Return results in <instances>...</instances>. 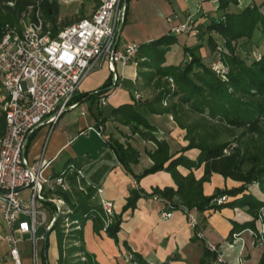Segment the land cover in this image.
Segmentation results:
<instances>
[{
    "label": "trees",
    "instance_id": "1",
    "mask_svg": "<svg viewBox=\"0 0 264 264\" xmlns=\"http://www.w3.org/2000/svg\"><path fill=\"white\" fill-rule=\"evenodd\" d=\"M0 0V37L3 33L5 23H14L18 20L19 13L37 0ZM217 9L222 10L218 16H210V19L201 24L205 29L216 31L224 39V46L220 48V58L228 65L226 78L218 75L210 66L204 63L202 57L196 51V44L192 47L184 45V51L189 54L190 59L184 64L165 63L166 52L171 45L178 41L179 33L169 31L153 39L139 43L134 55L137 63L136 82L137 86L158 83L164 78L167 83L171 79L174 88L161 85L160 90L153 98H145L133 102H122L112 106L109 115L103 116L105 120L111 116L113 119L129 124L133 132L149 136L156 142V148L149 151L153 160L152 164L144 168L140 173H135L131 164L138 161L139 151L129 144L124 145L118 139H112L110 146L115 152L117 159L124 171L131 175L136 185L133 186L125 202L119 211L109 216L105 213L101 201L93 199L94 188L88 185L86 190H75L76 196L68 189L58 187L55 192L69 205L70 212L67 216L76 219L68 231L63 230L62 214L54 220L51 231H55L57 243V256L55 264H102L97 260L94 252L85 246L83 237V226L86 219H92L93 231L99 232L104 229L106 234L118 244L117 235L122 221V213L128 208L136 206L137 199L142 196L158 195L165 210L180 208L188 214L192 211H203L208 208L217 209L223 206H245L253 214V218L246 222L254 233L257 234L256 219L260 209L264 206V198L259 197L248 186L259 182L260 188L264 189V154L255 149H249L248 145L235 144L229 141L209 140L208 135L194 138L190 128L179 118V111L187 109L193 112L206 113L209 117L223 123L226 127H241L244 131L260 133L264 128V51L255 53L250 61L246 56L237 53L236 45L238 39L251 38L256 28H260L264 36V13L260 4L251 3L236 10H228L229 4L237 3V0H218ZM40 6L47 19L56 29L58 2L57 0H40ZM128 8L126 4L125 14ZM17 19V20H16ZM209 44L215 48L216 42L209 35ZM111 77L107 76L104 82L94 90L81 91L73 97L74 101H83L89 98L99 97L109 85ZM3 90L0 82V93ZM179 95V100L169 105L162 106L161 103L169 95ZM185 107L187 109H185ZM147 112H171L175 115L179 126L187 129L186 139L188 142L182 146L177 155L169 153L168 143L165 139H158L153 131ZM4 126V112L0 109V129ZM197 148L198 154L195 158L189 157L184 152L190 148ZM183 165L189 169L182 174L177 166ZM203 166V173L196 177L193 168ZM67 163L63 169L66 173ZM166 170L176 184L155 186L150 192L138 185L139 179L147 173L157 170ZM213 172L220 173L224 177H231L240 183L232 187H216L211 194L203 193V182L209 179ZM61 173V172H58ZM77 169L71 172L70 178L74 182ZM78 174V173H77ZM238 194H241L238 196ZM221 195L226 199L217 201ZM178 197V202L173 197ZM54 207L50 200H45ZM205 225L204 219L197 220L193 226V237H195ZM50 231V232H51ZM234 231V229L231 231ZM49 232V233H50ZM48 233V234H49ZM257 237V236H256ZM122 244L130 253V264H165L166 260H150L137 250H133L126 241ZM48 245V240L46 247ZM45 247V250H46ZM203 257L200 263H211L216 252L210 250L207 244L204 247ZM44 258V247L41 251ZM116 264H121L117 262ZM264 264V253L259 263Z\"/></svg>",
    "mask_w": 264,
    "mask_h": 264
},
{
    "label": "crops",
    "instance_id": "2",
    "mask_svg": "<svg viewBox=\"0 0 264 264\" xmlns=\"http://www.w3.org/2000/svg\"><path fill=\"white\" fill-rule=\"evenodd\" d=\"M85 1L80 2V6L75 10V16L68 18L66 15H59L58 12L57 23L59 26L76 20L75 18L78 16L90 15L99 3V0ZM263 1L240 0V5L244 7L251 3L260 4ZM218 2V0H128V8L117 39V45L123 48L130 41L140 43L171 31V23L167 21V15L170 13L177 14L176 22L185 21L188 13L192 12H194L195 23L206 22L211 9L217 8ZM240 5L238 6L241 7ZM235 6L234 10L239 8L237 5ZM182 34L186 35L188 40L196 37L190 33ZM120 68L124 72L125 78L133 82V88L130 90L122 86L115 88L109 94L104 105H99L97 102V112L90 109L92 102L86 105L90 106L89 110L92 116L86 111L80 110L81 116L78 122L66 119L60 123V116L51 128L52 132L49 139H52V142L48 154L45 155L48 144L44 142L39 156V159L50 160V164L44 170V172H47L46 175H59L58 172H61L67 163L68 169L63 175L67 189L70 192L78 189L86 190L88 185H92L94 188L92 198L98 201H111L116 212L125 202L130 189L137 183L131 175L124 171L110 146L111 140L118 139L124 145L129 144L139 151L138 161L131 164L135 173H140L152 164L153 160L148 152L157 146L156 142L149 136L142 135L137 131L133 132L129 124L121 123L111 116L105 120L101 119L110 113L109 111L102 112L103 107L107 104L112 107L122 102H133L141 99L139 97L137 100H133L134 91H138L137 87H139L136 82L137 64L124 65ZM102 69V72L98 73L99 70H96L91 74L92 76L89 78L91 81L86 85V88L94 90L104 82L108 76V70L106 68ZM96 101H98V98ZM146 116L149 122L155 126L153 131L155 136L158 139H165L168 143L169 153L177 155L182 146L187 143L183 129L176 124L170 113L147 112ZM37 130H41L39 136V143H41L45 130L40 127ZM97 130L101 133L98 134ZM91 137H98L99 141L92 146L90 143L82 146L76 143L79 139H89L90 141ZM63 151H66L67 158L63 167L56 170L53 167V162ZM184 153L191 158H195L198 149L193 147L187 149ZM39 159H36L35 154L32 156L31 161L35 162ZM177 168L182 174L189 171L183 165H178ZM75 169H80L81 174L76 173L73 182L69 174L72 171L74 172ZM193 172L196 177L201 176L203 166L193 168ZM239 183L236 179L213 172L209 179L203 182V193L211 194L216 187H232L237 186ZM138 185L147 192H150L155 186L172 185L176 187L171 173L163 169L145 174L139 179ZM248 189L264 198V192L258 190L255 183L251 184ZM240 195L238 194V196ZM173 200L178 202L179 199L174 196ZM162 210L165 209L159 199L152 196L139 197L134 208H128L122 213L120 229L117 232L118 244L106 234L104 229H100L99 232L93 231L92 219L88 218L83 226L85 246L88 250L94 252L97 260L102 264H116L117 262L130 264L129 252L122 244L123 241H126L133 250L139 251L150 260H166L165 264H210L200 263V259L204 254V247L209 242L219 245L224 259L223 264H258L261 255L264 253V242L260 241L254 235L253 228L246 224L247 221L253 218V214L245 206L233 205L217 209L208 208L203 211L195 210L196 219L198 221L204 219L205 221L202 230L195 237H193V226L182 209H171L172 215L169 218L160 217ZM0 219V233H4L6 226L2 218ZM258 225V219H256L257 229ZM233 229L234 231L231 234ZM24 241H27V243L29 241L28 247L30 246L31 249L28 233L18 241L19 248L25 247ZM42 247L43 241L40 253ZM0 264H13L8 254V244L4 239H0Z\"/></svg>",
    "mask_w": 264,
    "mask_h": 264
},
{
    "label": "built area",
    "instance_id": "3",
    "mask_svg": "<svg viewBox=\"0 0 264 264\" xmlns=\"http://www.w3.org/2000/svg\"><path fill=\"white\" fill-rule=\"evenodd\" d=\"M124 2L99 0L90 15L54 29L37 0L19 13L17 22L5 23L0 37V82L4 92L0 96V109L4 112V126L0 129V215L6 231L0 233V239L6 240L13 264H23L18 241L27 233L33 264H36L37 241L40 239L41 245L43 241V235H36L37 227L44 223L48 227L56 219V216L48 218L40 208L39 200L46 199L45 184L49 189L53 182L67 189L64 170L57 176L46 175L44 170L50 160H28V140L36 129L41 126L51 129L65 110L79 104L73 97L81 92L80 84L90 72L106 68L111 77V84L98 97L99 105H104L109 94L119 86L117 64L126 65L139 46L137 41H130L123 48L117 45V25L125 19ZM8 3L13 5L14 0ZM193 15L194 12L188 13L185 21L176 22L177 14H168L171 31L196 34L198 23ZM217 45L220 50L221 45ZM138 98V91H134L133 100ZM97 133L101 132L97 130ZM77 173L81 174V170L77 169ZM26 187L30 188V196L23 200L19 191ZM152 197L159 199L156 194ZM224 199L226 195H221L217 201ZM47 200L53 203L58 214L70 210L65 208L66 202L58 194ZM101 203L110 216L114 204L107 200ZM171 215V210L160 213L161 218ZM188 218L194 226L195 211L190 212ZM257 219L258 231L254 235L264 242V206ZM207 247L216 252L210 264H223L219 245L209 242Z\"/></svg>",
    "mask_w": 264,
    "mask_h": 264
},
{
    "label": "rangeland",
    "instance_id": "4",
    "mask_svg": "<svg viewBox=\"0 0 264 264\" xmlns=\"http://www.w3.org/2000/svg\"><path fill=\"white\" fill-rule=\"evenodd\" d=\"M81 1H85V0H59V1H57L58 2L59 15H61V16L66 15V17H68V18L75 16L76 15L75 10L78 6H80ZM85 2H87V1H85ZM235 5H237V6L240 5V0H237V3L231 2L229 4V6L227 7V9L228 10H234L236 8ZM242 7L243 6H241L239 8H242ZM260 9L264 13V1L260 3ZM221 12H222V10H219V9L214 7L213 9H211L210 14L208 16V19H210V16H218ZM78 17H76L75 19H78ZM208 19H207V21H208ZM199 25H200V27L198 28V32L196 34H194V36H196L194 39L188 40L186 35L179 33L178 41L173 43L171 45L170 49L167 50V52H166L165 63H174V64L186 63L190 59V56L188 53H186L184 51V45H188V46L192 47L194 44H196L197 45L196 51L202 57V60L204 61V63L207 64L208 66H210L222 78H226V72L228 71V65L221 60L220 51L217 48V46H218L217 43L224 46L223 37L220 34H218L216 31L208 32L205 29V27H203L202 24H198V26ZM57 27H59V25ZM209 35H211L213 37L214 41L216 42L215 48H212L211 44H209ZM236 50H237L238 54H240L242 56H246L248 61H250V59L253 57V55H255V53H261L262 51H264V36L262 35L260 28L255 29V32L251 38L243 37V38L238 39V42L236 45ZM133 64H137L136 61H134V59L130 60L126 65L130 66ZM117 68H118V75H119L118 76L119 77L118 78V85L122 86L123 88H126L128 90L132 89L134 86L133 82L131 80L125 78V76H124L125 74H124V72L121 71L119 64H117ZM98 70H99L98 71V73H99V72H102L101 70H103V69H98ZM95 71L90 72L88 74V77H86L82 81V83L80 84V90L81 91H87L89 89H92V88H86V85L91 81V79H89V78H91V76H92L91 74H93V72H95ZM164 80L165 79L162 78L161 80H159L158 83L151 82L149 84H143V85L137 87L139 97H141L140 100L142 101L145 98H153V96L156 93H158V91L160 90L161 85L164 83H165V86L170 87L171 89L174 88V84H172V81L170 78H168L170 83L169 82L167 83V81H164ZM3 93L4 92L2 90L0 93L1 97H2ZM97 98L98 97H96L94 99L93 98L86 99V100L82 101L83 103L81 102V104H78L77 106L72 107L69 110L68 109L65 110L60 115L61 116L60 123L66 119H69L70 121L78 122V119L81 116L80 110H84L92 116V114L89 110L90 106L88 107L86 105H89L92 102V107L90 109H93L94 111L98 110V105H97V101H96ZM178 100H179V95H173L172 96V94H171V95H169V97H167L166 99H164L162 101L161 105L166 106V105H169L172 102H176ZM111 108L112 107L109 104H107L105 107H103L102 112H108V111L110 112ZM185 109H187V108L185 107ZM167 113H170V116L178 125L175 115L171 112H167ZM178 114H179L180 120L184 124H187V126L191 129L190 132H191V135L194 136V138H199L201 135L207 134L209 140L229 141V142H231L232 145H235V144L244 145V144H246V145H248L249 149H255V150L259 151L260 153L264 154V128H263V131L260 133H252V132L244 131V129L241 127H226L223 123H220V122L216 121L215 119L209 117L206 113L193 112V111H190L187 109L186 111H183V112L179 111ZM40 128H44V130H45L44 136L41 140V143H39V136H40L41 130L35 131L36 133L34 134V136L31 135L32 137L30 136V138L28 140L27 154L26 155H27V158L29 161H31L32 156L35 154H36V159H39L41 148H42L44 142L46 144H48L47 145L48 150H46L45 155L48 154L49 147H50V144L52 142V139H49L52 130L49 128V126H42ZM182 129L184 132V137H186L187 129L186 128H182ZM97 138L91 137L90 141H89V139H85V140L79 139L76 143H77V145H81V146L85 145L87 143H90V145L92 146L93 144H96L97 141H99V139H97ZM92 139H94V140H92ZM187 142H188V140H187ZM66 158H67L66 151H63L61 154H59L57 156V158L55 159V161L53 162L54 169L60 170L63 167ZM46 173L47 172L45 171L44 174H46ZM52 184H53L52 189H49V187L46 186V184H45L44 194H45L46 199L39 200L42 204V206L40 208L45 212V214L47 215L48 218H50L51 216L57 217L60 214H62L61 226H63L64 231H68L71 228L73 222H76V219L72 220V219L66 217L67 216L66 213L70 212L71 210H68L66 213H59L58 214L56 212L55 208L52 207L51 204L45 202V200H47L48 197L57 195L55 190L58 188V186L54 182ZM255 185H256L258 190H260L261 192H264V189L260 188L258 181L255 182ZM71 193L73 196H76L74 190H71ZM19 196L23 200H28V198L30 196V188L26 187L24 189H21L19 191ZM66 207L69 208V205L67 203L65 205V208ZM0 214H1V210H0ZM0 218H1V215H0ZM45 228H46L45 223L42 225H39L37 227L36 235L38 237L40 235H44ZM25 238H26V236H25ZM47 240H48V245L46 247V253H45L46 258H44L42 253H40V247H41L40 239L37 241V250H38L37 254L38 255L36 258V264H55L56 256H57V243H56V237H55V231L54 230H52L47 235ZM28 244H29V241H28V243H27V241H24L25 247L20 248L21 249L20 253L22 255L23 264H33V256H32L30 246L28 247Z\"/></svg>",
    "mask_w": 264,
    "mask_h": 264
},
{
    "label": "water",
    "instance_id": "5",
    "mask_svg": "<svg viewBox=\"0 0 264 264\" xmlns=\"http://www.w3.org/2000/svg\"><path fill=\"white\" fill-rule=\"evenodd\" d=\"M124 5H126V0L124 2ZM122 24H123V21H120L117 25V39H118V36L120 34V31H121V28H122ZM51 227L52 225L48 226L45 228V232H44V235H43V247H44V254L46 253V250H45V247H46V243H47V235L48 233L51 231Z\"/></svg>",
    "mask_w": 264,
    "mask_h": 264
}]
</instances>
